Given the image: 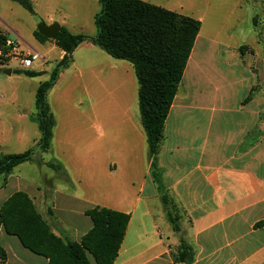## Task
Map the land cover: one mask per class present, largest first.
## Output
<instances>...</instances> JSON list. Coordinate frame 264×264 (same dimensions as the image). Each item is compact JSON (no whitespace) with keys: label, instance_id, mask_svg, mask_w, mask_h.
I'll return each mask as SVG.
<instances>
[{"label":"crops","instance_id":"obj_1","mask_svg":"<svg viewBox=\"0 0 264 264\" xmlns=\"http://www.w3.org/2000/svg\"><path fill=\"white\" fill-rule=\"evenodd\" d=\"M81 2L88 4L89 0ZM95 2L100 4V0ZM100 10L94 14V25ZM67 21H59L61 28L83 35L73 33ZM200 32L156 156L161 185L151 173L152 160L137 103L136 109L128 110L121 119H106V125L101 124L103 144L114 148L117 158L110 160L101 174L98 200L57 186L60 178L55 175L50 207L55 228H51L64 243L81 244L93 227L88 212L100 207L130 216L113 264H264V225L259 226L264 222V75L258 76L252 56L239 51L244 44L231 53L229 47L204 38ZM0 34L6 35L1 29ZM84 44L90 43L79 47ZM127 63L135 81L129 76L125 91L130 95L134 85L138 102L135 70ZM11 70L20 69L15 66ZM253 76H257L255 81ZM63 170L61 179L71 182ZM13 178L0 188V207L21 189ZM37 208L41 213L42 207ZM170 215L179 231H175ZM182 242L190 247L191 258H180ZM0 246L7 254L0 264H49L47 258L23 251L2 226ZM88 258L90 264H97L91 254Z\"/></svg>","mask_w":264,"mask_h":264},{"label":"rangeland","instance_id":"obj_2","mask_svg":"<svg viewBox=\"0 0 264 264\" xmlns=\"http://www.w3.org/2000/svg\"><path fill=\"white\" fill-rule=\"evenodd\" d=\"M29 1L35 15L16 2L0 0V29L25 51L30 54L38 52L44 57L43 62L28 70L38 73V77H29L22 69L6 75L5 70L17 66L16 61L0 67V156L32 150L31 160L24 163L19 171L14 169L8 175H0V188L5 187L10 176L14 175L12 181L17 178L15 186L21 189L10 197L18 192L27 194L54 234L50 207L55 175L60 178L57 186L98 200L101 174L106 164L117 158L116 150L103 144L101 124L121 119L125 112L136 109L138 102L134 85L130 88V95L125 91L124 82L132 76L131 65L90 46L96 45L93 42L97 36L94 14L100 10L99 3L95 0H89L88 4L82 0ZM142 1L200 20L203 37L222 43L229 47L231 53L244 44L239 51L252 56L259 69L258 76L264 75V0ZM64 18L68 20L71 31L87 36L89 40L85 43L90 44L82 45L71 55L70 63L59 70L57 80L47 94L57 123L51 148L44 151L40 146L36 95L40 85L51 79L65 53L55 40L42 44L34 33L38 31L39 24L50 26ZM252 60L249 58L250 62ZM234 61H239V58L232 59ZM117 64L120 68L114 70ZM222 68L226 70L224 66ZM256 77L253 76V81ZM49 163L62 164L71 182L62 180L60 173L47 166ZM37 205L42 207L41 213ZM6 235L15 238L26 253L38 256L25 248L18 237Z\"/></svg>","mask_w":264,"mask_h":264},{"label":"trees","instance_id":"obj_3","mask_svg":"<svg viewBox=\"0 0 264 264\" xmlns=\"http://www.w3.org/2000/svg\"><path fill=\"white\" fill-rule=\"evenodd\" d=\"M12 1L31 14H36L29 0ZM100 4L101 10L95 17L98 33L93 42L112 58L127 61L134 67L139 85L141 125L147 136L152 160L151 173L161 185L156 156L164 137L167 116L202 23L185 14L142 0H100ZM34 36L40 43L49 40L38 31ZM8 39L10 38L7 35L0 34V48L5 47ZM88 40L87 36L74 35L64 27L55 40L65 55L52 73L51 79L40 85L36 95L40 146L44 151L51 148L56 126L47 94L54 86L59 70L70 63L74 51ZM26 72L29 77L40 76L35 72ZM31 157L32 150L0 156V175L10 174L19 165L30 161ZM48 165L65 176L61 164ZM163 200L167 202L166 197ZM88 215L93 221V227L82 238L81 244L71 241L64 243L51 232L27 194L18 192L0 207V226L6 233L18 237L25 248L47 258L49 264H90L88 254L94 257L97 264H113L130 216L100 207L90 210ZM170 219L175 231H179L172 215ZM262 225L264 222L259 224ZM180 249L183 251L180 258H191L188 245L182 242ZM6 260V251L0 246V263Z\"/></svg>","mask_w":264,"mask_h":264},{"label":"built area","instance_id":"obj_4","mask_svg":"<svg viewBox=\"0 0 264 264\" xmlns=\"http://www.w3.org/2000/svg\"><path fill=\"white\" fill-rule=\"evenodd\" d=\"M12 61L17 62L18 69L30 70L44 61L38 52H29L22 49L13 40L8 39L4 48H0V67L9 66Z\"/></svg>","mask_w":264,"mask_h":264},{"label":"water","instance_id":"obj_5","mask_svg":"<svg viewBox=\"0 0 264 264\" xmlns=\"http://www.w3.org/2000/svg\"><path fill=\"white\" fill-rule=\"evenodd\" d=\"M38 32L49 40H56L61 32V25L59 23H54L48 26L45 23H41L38 26ZM11 73V69L6 71L7 75H11Z\"/></svg>","mask_w":264,"mask_h":264}]
</instances>
